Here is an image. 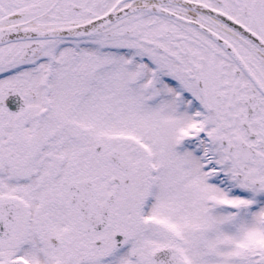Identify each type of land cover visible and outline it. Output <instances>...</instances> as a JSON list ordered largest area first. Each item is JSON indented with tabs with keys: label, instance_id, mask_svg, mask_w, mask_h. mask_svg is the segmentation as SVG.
<instances>
[{
	"label": "snow or ice",
	"instance_id": "obj_1",
	"mask_svg": "<svg viewBox=\"0 0 264 264\" xmlns=\"http://www.w3.org/2000/svg\"><path fill=\"white\" fill-rule=\"evenodd\" d=\"M0 264H264V0H0Z\"/></svg>",
	"mask_w": 264,
	"mask_h": 264
}]
</instances>
